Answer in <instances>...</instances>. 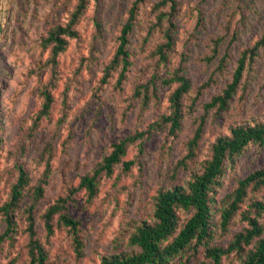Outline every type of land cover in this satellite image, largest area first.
<instances>
[{"label":"rangeland","instance_id":"rangeland-1","mask_svg":"<svg viewBox=\"0 0 264 264\" xmlns=\"http://www.w3.org/2000/svg\"><path fill=\"white\" fill-rule=\"evenodd\" d=\"M159 1L138 2L127 35L129 64L118 81L123 61L114 62L113 57L133 0H0V206L8 199L19 165L28 175L15 232L0 243V264L29 260L30 204L47 264H100L102 256L116 249L130 250L127 237L140 220H152L158 189L182 183L191 170H200L215 139L228 135L231 126L263 120L264 45L246 59L225 109H206L205 104L232 80L244 49L264 35V0H176L173 10ZM80 3L84 6L71 25L74 36L62 35L64 48L52 55L49 33L67 25ZM166 29L172 43L163 48L165 59H161L157 47L166 42ZM175 74L185 75L190 88L181 99V125L172 132L163 116L170 112L168 98L178 82L162 80ZM45 94L50 102L44 111ZM144 94L146 103L141 99ZM201 117L196 155L187 169H177L173 182L170 170L185 154ZM135 131L145 135L129 144L123 156L134 163L127 170L118 163L111 175H101L92 198L84 188L77 189L81 176L101 163L113 142ZM263 166L264 145L249 143L224 171L212 208L217 209L239 178ZM37 185L43 192L35 199L32 192ZM60 198H64L62 211L79 221V251L69 227L58 222V213L52 218L53 232L45 236L43 214ZM263 198L264 187L249 186L225 230L220 213L213 210L207 245L227 246L247 226L240 212ZM190 213L181 211L180 223ZM259 222L263 237L264 213ZM3 230L0 214V234ZM203 250L199 246L197 251L178 254L171 264L207 263ZM244 253L225 254L219 264H242Z\"/></svg>","mask_w":264,"mask_h":264},{"label":"trees","instance_id":"trees-1","mask_svg":"<svg viewBox=\"0 0 264 264\" xmlns=\"http://www.w3.org/2000/svg\"><path fill=\"white\" fill-rule=\"evenodd\" d=\"M140 0H133L128 9V18L120 28L118 36L119 44L115 51L113 61L117 62L118 58L123 61V65L118 75V81L125 76L127 69L128 51L126 44L127 35L132 27L135 9ZM160 5L168 4L170 9H175L176 0H160ZM83 3L77 5L76 10L70 18V22L65 26H57L48 35V42H52V55H56L64 48L66 43L62 35L74 36L75 32L71 28L74 19L77 17ZM158 20L161 16H157ZM166 42L157 47V52L161 59H165V51L172 43V35L168 29L164 32ZM221 38L214 41V55L218 52V42ZM264 45V35L261 36L249 50L241 53L237 60V65L232 74V80L228 82L221 94L214 95L205 108L215 107L217 110L225 109L227 100H229L241 79L245 67L246 59L251 60L256 54V49ZM225 53L220 57V63H223ZM164 83L178 82L176 88L170 94V112L163 116V121L169 123L170 131H175L181 125L183 116L182 96L190 88L188 78L181 74H175L169 79H163ZM142 103H146L144 98ZM50 97L45 94L43 110L49 107ZM204 117L200 118L191 138L186 144L185 154L176 162L170 170L169 176L174 182L176 180L177 169H187L189 162L196 155V149L201 133L203 131ZM144 131H135L125 137L113 142L112 149L107 153L90 173L81 176L78 188H84L88 198H92L97 191L98 179L101 175L109 176L113 172V166L121 163L122 169L127 170L134 161L132 159L124 160L123 156L129 144L134 143L137 139L143 138ZM249 143L264 145V118L262 121L249 124H236L229 128L228 135H222L215 139L211 146L210 157L205 159L201 164L200 170H191L188 178L182 183H172L171 186L160 188L153 196L152 220L143 219L138 222L134 229L127 237V246L130 250H115L114 252L104 255L100 264H171V260L176 255H182L188 250L197 251L199 246H204L203 254L208 258V262L202 264H219L221 257L232 251L237 253L245 252V258L242 264H264V236L263 226L259 222V217L264 213V198L252 201L249 208L240 212L241 218L246 221L247 226L243 230L235 233L227 246L207 245V240L212 235V204L216 201L215 193L217 188L222 185V178L225 170L234 159L242 153ZM28 181L26 170L19 165L16 180L10 187L8 199L0 206V214L4 223V230L0 234V243L7 238L12 237L16 229V211L20 206L21 197ZM252 187H264V166L251 171L243 178L237 180V185L227 193L217 210L220 214V225L225 230L231 217L240 209L241 204L246 196L247 189ZM43 187L37 185L34 187L32 195L35 199L42 195ZM64 198H60L56 203L50 205L43 214V225L46 231L45 236L53 232V215L58 213V222L69 227L72 232L73 242L77 251L82 247V241L79 236V221L66 212L64 208ZM32 205L28 206V225L27 231L29 236L28 255L29 260L24 264H47L46 251L40 240L36 237L33 217L31 214ZM214 210V211H215ZM191 212L182 223H180V212ZM253 246L245 251V247Z\"/></svg>","mask_w":264,"mask_h":264}]
</instances>
